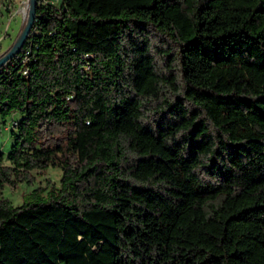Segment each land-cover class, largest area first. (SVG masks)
I'll use <instances>...</instances> for the list:
<instances>
[{
  "label": "trees",
  "instance_id": "16d2710c",
  "mask_svg": "<svg viewBox=\"0 0 264 264\" xmlns=\"http://www.w3.org/2000/svg\"><path fill=\"white\" fill-rule=\"evenodd\" d=\"M15 114L0 264H264V0H36Z\"/></svg>",
  "mask_w": 264,
  "mask_h": 264
},
{
  "label": "rangeland",
  "instance_id": "374dc122",
  "mask_svg": "<svg viewBox=\"0 0 264 264\" xmlns=\"http://www.w3.org/2000/svg\"><path fill=\"white\" fill-rule=\"evenodd\" d=\"M27 2L28 0H0V55L11 48L22 31L29 11ZM24 8L25 13L23 12ZM18 119L19 115L15 114L4 124L0 118V152L4 155L10 151L12 144L10 138L12 121ZM33 175L35 183L31 187L22 184L16 190L6 187L3 191V198L9 200L13 206H19L33 190L43 189L46 181L58 187L61 171L50 168L44 174L33 173Z\"/></svg>",
  "mask_w": 264,
  "mask_h": 264
},
{
  "label": "water",
  "instance_id": "95a60500",
  "mask_svg": "<svg viewBox=\"0 0 264 264\" xmlns=\"http://www.w3.org/2000/svg\"><path fill=\"white\" fill-rule=\"evenodd\" d=\"M35 9H36V0H29V11H28V16L26 18V22L23 26L22 31L20 32L19 36L17 37L16 41L11 46V48L0 56V68L7 61L18 55L19 52L21 51L33 24L35 17Z\"/></svg>",
  "mask_w": 264,
  "mask_h": 264
},
{
  "label": "built area",
  "instance_id": "2783aa9c",
  "mask_svg": "<svg viewBox=\"0 0 264 264\" xmlns=\"http://www.w3.org/2000/svg\"><path fill=\"white\" fill-rule=\"evenodd\" d=\"M30 33V32H29ZM28 36H29V34H28ZM28 38V37H27ZM26 41H27V39H26ZM25 41V42H26ZM20 53V52H19ZM29 54V52L27 51L26 53H25V57H23V60H22V63L24 64V66H23V68H22V70H21V74H22V76H24V77H27V75H28V68H27V65H28V58H27V55ZM19 55V54H18ZM18 55H16L15 57H18ZM1 56V55H0ZM14 58V57H13ZM12 58V59H13ZM12 59H10L9 61H7L3 66H8V65H11V60ZM88 70V66H85V71H87ZM14 125V123L12 122V126ZM11 126V127H12Z\"/></svg>",
  "mask_w": 264,
  "mask_h": 264
},
{
  "label": "bare ground",
  "instance_id": "6f19581e",
  "mask_svg": "<svg viewBox=\"0 0 264 264\" xmlns=\"http://www.w3.org/2000/svg\"><path fill=\"white\" fill-rule=\"evenodd\" d=\"M27 3H28V7H29V0H28V2H27ZM23 12L25 13V8H24Z\"/></svg>",
  "mask_w": 264,
  "mask_h": 264
}]
</instances>
